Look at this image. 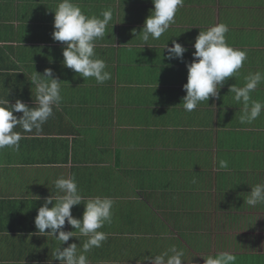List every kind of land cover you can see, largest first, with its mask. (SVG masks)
Masks as SVG:
<instances>
[{
	"label": "crops",
	"instance_id": "obj_1",
	"mask_svg": "<svg viewBox=\"0 0 264 264\" xmlns=\"http://www.w3.org/2000/svg\"><path fill=\"white\" fill-rule=\"evenodd\" d=\"M75 2L89 16L113 9L95 48L112 74L103 84L63 65L65 45L52 38L59 0H0V96L34 106L30 77L47 68L63 96L40 133H24L19 152L0 151V264H60L52 255L60 242L37 234L34 221L45 198L57 195L55 180L73 174L85 199L116 201L112 224L101 229L108 239L87 254L90 264H151L146 256L172 244L185 249L184 264H204L203 244L236 253L230 249L240 237L262 251L264 205L244 203L251 185L264 182V114L241 124L242 106L229 87L264 70V0H184L175 23L150 46L139 33L152 0ZM218 23L228 25V43L246 49L248 60L219 98L186 112L183 85L196 37ZM173 40L188 49L183 62L167 59ZM252 96L264 100V85ZM220 159L228 169L219 168ZM84 208L74 206L73 215L82 218ZM65 230L75 231L67 222Z\"/></svg>",
	"mask_w": 264,
	"mask_h": 264
},
{
	"label": "clouds",
	"instance_id": "obj_2",
	"mask_svg": "<svg viewBox=\"0 0 264 264\" xmlns=\"http://www.w3.org/2000/svg\"><path fill=\"white\" fill-rule=\"evenodd\" d=\"M152 3L154 9L150 10L151 14L139 33L145 44L150 39L159 40L175 23L177 12L184 6V0H152ZM53 10L55 16L52 38L65 45L63 65L85 80L94 78L97 84L110 80L112 74L107 70L105 60L98 58L95 48L97 41L105 37L106 30L113 21V9L103 10L99 16H89L75 0H59ZM228 32L227 24L218 23L206 31H200L196 37L193 60L186 65L188 78L183 85L186 95L181 104L186 112L197 110L202 102L208 103L210 98H219V89L224 87L227 79H238L241 76L248 53L246 49L236 48L228 43ZM164 49L167 50L169 61L179 59L183 62L184 54L188 51L176 40L172 41L171 46L167 43ZM243 79V86L233 84L229 87V93L233 94L235 105L242 106L240 123L251 125L264 114V100L253 99L252 96L264 85V70L249 72ZM30 80L33 85L34 106H29L21 99H17L14 104L10 103L8 94L6 98L0 96V151L11 149L19 152L21 140L27 138L24 133H40L44 124L54 116V109L59 108L63 101L61 81L54 75L53 69L47 68L43 74L36 72ZM17 128L23 131H17ZM228 167V160H219L220 169L226 170ZM192 182L195 183V179ZM251 186L244 204L250 208L264 205V182ZM55 188L58 190L57 195L45 198L43 206L38 209L34 221L37 234H51L60 242L52 254L60 264H90L87 254L94 248L102 247L108 239V234L101 229L112 224L116 201L109 196L100 195L85 199L75 174L68 178H57ZM81 203L85 205L84 212L82 218H77L72 210ZM66 222L75 231L65 230ZM47 229L50 231H46ZM71 237L85 239L82 242L80 240L79 245L73 242L67 247H61ZM204 258V264H237V256L230 251H220ZM144 260L151 261V264H184L187 261L185 249L176 244L170 245L158 255L146 256ZM49 264H52L51 260Z\"/></svg>",
	"mask_w": 264,
	"mask_h": 264
},
{
	"label": "trees",
	"instance_id": "obj_3",
	"mask_svg": "<svg viewBox=\"0 0 264 264\" xmlns=\"http://www.w3.org/2000/svg\"><path fill=\"white\" fill-rule=\"evenodd\" d=\"M249 221H252V219H249ZM228 224H229L230 228H233V227L236 228L237 221H229ZM231 224L233 225V227H231ZM263 229H264V227H263ZM208 233L210 235V233H211L210 229L208 230ZM198 238H199V240L205 239V237H203L202 235L198 236ZM210 239L211 238H209V240ZM242 240L243 239L240 237L239 241L237 240L238 243L237 242L235 243L236 253L234 252V254L237 256V264H264V243H263L262 251L257 250L255 252H252L249 250V249H251V247H253L252 243H243ZM203 246L205 248H203V247H202L203 249L201 247H199V248L202 249L204 252H206V254H204V253H200V254H201V256L206 257L209 255V252H212L213 245L211 243H209V244L206 243V244H203ZM242 249H244V252H245L244 254H241V253H243ZM251 250H253V249H251ZM200 251L201 250H199V252ZM215 253L213 251V254H215ZM204 257H201V258H203V261L205 259ZM197 262H198V260H197ZM197 264H199V263H197ZM201 264H203V262Z\"/></svg>",
	"mask_w": 264,
	"mask_h": 264
},
{
	"label": "rangeland",
	"instance_id": "obj_4",
	"mask_svg": "<svg viewBox=\"0 0 264 264\" xmlns=\"http://www.w3.org/2000/svg\"><path fill=\"white\" fill-rule=\"evenodd\" d=\"M250 213H252L251 211H250ZM216 247V249H214L213 251H215L216 253L218 252V251H220V248H221V246L220 245H216L215 246ZM261 248V243H259L258 241H256L255 243H254V246L253 247H251V249H253V250H251V249H249L250 251H252V252H255V251H257V250H259ZM262 248H263V245H262ZM235 250V248H232V249H230V250ZM213 251L212 252H209V255H215V254H213ZM204 254H206V252L204 253Z\"/></svg>",
	"mask_w": 264,
	"mask_h": 264
}]
</instances>
